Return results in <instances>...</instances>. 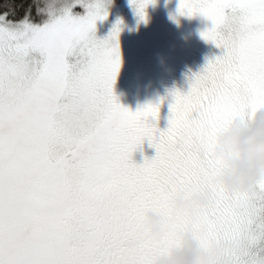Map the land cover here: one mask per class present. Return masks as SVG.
Here are the masks:
<instances>
[{"label": "snow or ice", "instance_id": "1", "mask_svg": "<svg viewBox=\"0 0 264 264\" xmlns=\"http://www.w3.org/2000/svg\"><path fill=\"white\" fill-rule=\"evenodd\" d=\"M132 2L146 21L155 0ZM179 13L206 17L201 35L224 54L172 93L163 130L159 105L133 112L114 94L121 28L95 34L106 0H34L19 20L0 15V264H159L182 232L209 251L230 241V264H264V180L230 190L215 155L232 123L264 112V0H180ZM145 141L156 155L138 164ZM209 188L198 218L177 209L181 193ZM152 211L163 239L150 236Z\"/></svg>", "mask_w": 264, "mask_h": 264}, {"label": "rangeland", "instance_id": "2", "mask_svg": "<svg viewBox=\"0 0 264 264\" xmlns=\"http://www.w3.org/2000/svg\"><path fill=\"white\" fill-rule=\"evenodd\" d=\"M179 5L180 0H155L145 9V21L138 15L132 0H106L107 18L97 20L95 26V34L101 39L108 37L117 24L121 28V67L113 86L119 103L133 112L149 104L159 105V120L153 122L162 130L169 127L171 105L174 103L172 93L176 90L187 92L190 77L201 72L210 59L224 54L223 49L201 35L212 26L211 22L202 15H180ZM135 90V95L129 97V93ZM232 125L221 133L217 146L220 137L230 131ZM155 155L156 150L145 141L133 159L140 164L145 156L151 158ZM182 196L191 199L196 195L184 192L177 200ZM152 213L161 215L156 211L150 212L147 226ZM185 245L183 239L181 247L162 257H171L176 251H182Z\"/></svg>", "mask_w": 264, "mask_h": 264}, {"label": "clouds", "instance_id": "3", "mask_svg": "<svg viewBox=\"0 0 264 264\" xmlns=\"http://www.w3.org/2000/svg\"><path fill=\"white\" fill-rule=\"evenodd\" d=\"M215 155L222 158L229 166V171L218 177L230 190H249L256 183L264 180V112H261L254 124L244 126L241 119H237L232 128L220 137ZM212 188L197 194L191 199L180 197L176 200L178 210L189 209L194 217L213 202ZM150 236L163 239L166 235L164 217L152 213L147 226ZM201 234H204L202 231ZM186 241L182 251H176L171 257H162L159 264H230L228 250L230 241L216 242L212 250L201 247L200 241L195 239L194 233L182 232ZM141 241L131 242V247H137Z\"/></svg>", "mask_w": 264, "mask_h": 264}, {"label": "trees", "instance_id": "4", "mask_svg": "<svg viewBox=\"0 0 264 264\" xmlns=\"http://www.w3.org/2000/svg\"><path fill=\"white\" fill-rule=\"evenodd\" d=\"M34 0H0V15L11 12L14 9V15L10 19L19 20L25 15V10L29 5L33 4ZM41 3H47L48 0H40ZM81 14H84V9H78ZM35 16V11H33Z\"/></svg>", "mask_w": 264, "mask_h": 264}, {"label": "flooded vegetation", "instance_id": "5", "mask_svg": "<svg viewBox=\"0 0 264 264\" xmlns=\"http://www.w3.org/2000/svg\"><path fill=\"white\" fill-rule=\"evenodd\" d=\"M136 92H137L136 90H135V91H131V92L129 93V97H131L132 95H135Z\"/></svg>", "mask_w": 264, "mask_h": 264}]
</instances>
